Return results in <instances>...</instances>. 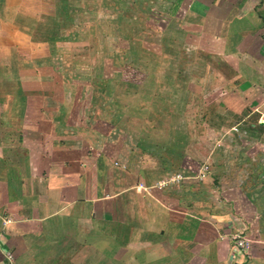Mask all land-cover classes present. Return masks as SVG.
I'll return each mask as SVG.
<instances>
[{"label":"crops","instance_id":"0c3cea01","mask_svg":"<svg viewBox=\"0 0 264 264\" xmlns=\"http://www.w3.org/2000/svg\"><path fill=\"white\" fill-rule=\"evenodd\" d=\"M97 1L0 0V262L264 264V0L123 1L163 13L197 60L142 79L53 73L50 104L28 105L32 52Z\"/></svg>","mask_w":264,"mask_h":264},{"label":"rangeland","instance_id":"374dc122","mask_svg":"<svg viewBox=\"0 0 264 264\" xmlns=\"http://www.w3.org/2000/svg\"><path fill=\"white\" fill-rule=\"evenodd\" d=\"M99 1L101 2V0ZM123 1L128 0H103V6L99 5L97 1L94 13H90L89 16L80 15L77 20L66 24L67 26H74V29L79 26L80 29L77 28L74 33L64 37V42L54 39L48 41L45 46L41 45V51L32 52L34 56L31 63L32 74L27 75L28 83L25 85L22 82L21 88L22 93H25L26 89L24 95L27 94L29 97L28 105L39 107L41 105L46 106L47 102L48 105L50 104L49 99H46L45 103V97L37 95L43 87V81L51 79L53 73L62 76L72 73L108 74L118 79L128 73L138 76L137 79H142L147 75L150 76L149 74L156 70L161 71L168 68L170 57L181 59L182 62L186 59L188 60L187 63L191 62L190 59L198 58L199 54L192 55L191 51L184 49L181 30H179L178 35L180 39L169 44V30L172 26L168 23L169 18L160 16L163 13L150 12L151 5L146 2L144 3L146 8L143 7V12L147 13H134L133 11L119 13V8L125 3ZM106 7H111L110 10L114 12L104 13ZM155 16L159 17L155 18ZM67 40L69 41L67 42ZM75 46L78 48L73 49L72 47ZM38 53L45 57L42 58L41 65L36 61L37 59L41 60V56L37 57ZM157 59L160 66H156ZM132 64L134 65L132 66ZM75 66L77 69L74 68ZM186 66H188L187 68L191 67ZM194 72L199 74L196 69ZM37 75L39 78L34 79V76ZM148 85L151 86V78H149ZM80 88L83 89L82 86ZM63 89H66V85ZM81 94L82 91L80 90ZM86 94L84 91L83 97L80 98V108H84L83 101L87 102L88 110L97 108L98 103H94V100L98 101V99L94 96L93 99H88L84 96ZM192 100L193 102L196 101L195 104H199L201 99L194 98ZM213 104L212 101L209 103L210 109ZM244 152L247 153V151Z\"/></svg>","mask_w":264,"mask_h":264},{"label":"built area","instance_id":"2783aa9c","mask_svg":"<svg viewBox=\"0 0 264 264\" xmlns=\"http://www.w3.org/2000/svg\"><path fill=\"white\" fill-rule=\"evenodd\" d=\"M232 240L235 242L236 246L240 248L241 250L245 252H249L251 250L252 246V240L247 238L246 235L240 233V234H235L232 236ZM6 264H15V258L12 253H7L6 254ZM0 264H3L0 262Z\"/></svg>","mask_w":264,"mask_h":264}]
</instances>
